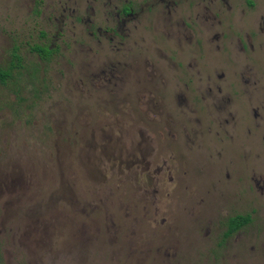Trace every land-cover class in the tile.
Returning a JSON list of instances; mask_svg holds the SVG:
<instances>
[{"label": "rangeland", "instance_id": "1", "mask_svg": "<svg viewBox=\"0 0 264 264\" xmlns=\"http://www.w3.org/2000/svg\"><path fill=\"white\" fill-rule=\"evenodd\" d=\"M112 9L0 0V264H264V146L209 132L205 112L187 133L167 91L216 77L225 56L167 51L145 18L115 32ZM88 15L115 40L91 36ZM234 211L253 220L220 250Z\"/></svg>", "mask_w": 264, "mask_h": 264}, {"label": "flooded vegetation", "instance_id": "2", "mask_svg": "<svg viewBox=\"0 0 264 264\" xmlns=\"http://www.w3.org/2000/svg\"><path fill=\"white\" fill-rule=\"evenodd\" d=\"M88 2L94 5L102 2L105 8L113 5L112 11L105 10L104 15L105 22L112 20L114 23L115 32L125 31V35H132L133 29H138L145 18L151 26L149 28L159 35L161 43H166L167 51L178 47L177 49L183 51L185 55L190 52L206 54L207 51L214 56L224 55L229 68L211 66L216 77L208 74L206 79H197L196 84L193 77L188 78L182 84L177 83L179 87L174 95L172 91L167 90L172 96L170 105L173 106L175 98L182 109L181 114H185V117L180 115L182 117L180 124L187 133L190 130L197 133L194 124L195 122L202 124V118L205 119L206 113L208 117L211 116L210 123L213 124L207 126L209 132L215 131L218 135L224 133L233 141L232 132L238 133L243 127L247 136L257 137L261 146H264V0H88ZM91 8V14L95 15L94 6ZM87 23L90 29L95 21L88 15ZM102 26L100 24L96 31L90 29V35L95 36L98 32L115 40L113 33ZM205 45L209 48L204 50ZM187 47H190L189 51L186 50ZM187 66L186 69L193 76L194 57L189 59ZM102 72L104 75L107 73L105 70ZM110 73L112 75V72ZM197 73L199 74V71ZM166 99L168 100V93ZM248 215L250 221L247 223L233 221L239 216ZM252 220L250 212H223L216 228L218 241L215 246L220 250L226 249L229 245L228 240L248 226ZM243 245L246 246V243ZM167 260L163 258L162 261ZM152 261L141 258L136 262L128 261L130 262L128 264H151Z\"/></svg>", "mask_w": 264, "mask_h": 264}, {"label": "trees", "instance_id": "3", "mask_svg": "<svg viewBox=\"0 0 264 264\" xmlns=\"http://www.w3.org/2000/svg\"><path fill=\"white\" fill-rule=\"evenodd\" d=\"M33 51H36L37 53H39L41 55V57L43 59H50L51 55L53 54V49L50 48V46L45 45V46H41V45H35L34 47H32ZM14 57L17 58L18 62H20V56L17 54V52H14ZM19 64V63H18ZM9 72L10 70H0V77L3 81L6 80V78L9 76ZM233 221H239L242 224L243 223H247L250 221V215L248 216H239L236 219H234Z\"/></svg>", "mask_w": 264, "mask_h": 264}]
</instances>
